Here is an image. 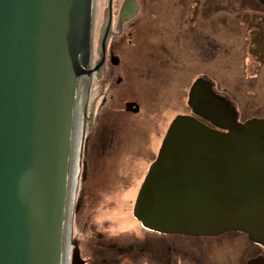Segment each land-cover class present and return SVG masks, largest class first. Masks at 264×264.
I'll list each match as a JSON object with an SVG mask.
<instances>
[{"label":"water","instance_id":"1","mask_svg":"<svg viewBox=\"0 0 264 264\" xmlns=\"http://www.w3.org/2000/svg\"><path fill=\"white\" fill-rule=\"evenodd\" d=\"M107 1L0 0V264H84L70 220ZM191 94L222 130L177 118L134 215L164 234L241 231L264 243V119L237 123L205 82Z\"/></svg>","mask_w":264,"mask_h":264},{"label":"rangeland","instance_id":"2","mask_svg":"<svg viewBox=\"0 0 264 264\" xmlns=\"http://www.w3.org/2000/svg\"><path fill=\"white\" fill-rule=\"evenodd\" d=\"M143 1L144 4L146 2L149 4V8L142 5ZM121 2L122 0H113V11L120 7ZM137 3L138 8L136 7L133 15L126 19L128 25L133 23L129 30L133 33L134 42L128 56L129 83L112 87L111 93L117 98L111 103L110 116H105L101 121L99 115L98 119L94 118L84 138L82 172L73 223L75 217L74 241L79 246L83 259L87 260L96 252L98 257H102L107 244H111L113 248H121L124 241H136L134 239L136 234L137 237L142 236V232L137 233L142 229L132 214L135 202H131L130 199L135 185L131 180L134 179V174L144 171L143 157L147 155L150 158L154 153L151 147L154 142L151 132L156 133L154 129L152 130L153 123H156L158 132L162 124L160 119L178 108L174 101L178 96L180 98L183 96V87L178 86V83L186 78L193 68L209 71L213 74V80L219 77L218 85H225L226 82L230 96L238 99L237 111L242 115L264 117V12H260L262 10L246 6L221 10L217 15L211 13L199 16V25H202L206 34L210 33V30L213 33L210 21L206 22L207 18L219 16V24L217 22L214 30L220 46L218 56L214 64L207 65L206 62L202 66L198 62L187 60L184 55L192 56L194 53L189 51L187 54L184 50H179L176 42L178 35L167 31L170 26L174 27L175 19L172 16L168 18L164 10L165 0H137ZM150 23L155 24L153 33L150 30ZM157 25L161 32L158 33L161 37L160 42H157L159 45L155 44L157 38L154 32ZM243 25L255 30L256 34L251 33L250 37L256 48L249 47L251 39L243 35L244 29L241 27ZM240 41H243L242 49L238 43ZM194 44L195 41L189 40L185 47L192 49ZM148 45L167 48L169 53L158 52ZM125 50L126 48L122 53H125ZM246 60L254 64L260 62V65L263 64L255 79L256 82L250 85L256 95L250 97L242 91L239 93L237 89H232L233 81L242 76V67ZM119 68L122 69L118 67L116 71L120 70ZM205 72L203 73L207 75ZM250 80L252 82L253 78ZM105 83L100 85L96 97L104 91ZM145 93L150 95L146 96ZM133 94H141L140 96L145 94L143 114H122L118 108L120 100L130 95L136 97ZM105 126L114 128L105 131L106 128L103 130ZM125 256L129 258L130 252ZM90 264H93L91 260Z\"/></svg>","mask_w":264,"mask_h":264},{"label":"flooded vegetation","instance_id":"3","mask_svg":"<svg viewBox=\"0 0 264 264\" xmlns=\"http://www.w3.org/2000/svg\"><path fill=\"white\" fill-rule=\"evenodd\" d=\"M110 1L111 0L107 1L105 12L103 11L99 32L97 31L98 28L95 27L94 40L95 45L98 46L99 49L98 51L95 50V53L91 55V60L98 64V69L97 71L90 72L91 78L88 94L89 101L91 102L89 130L93 124L94 118L98 119V115L100 116V121L105 118V116H110L109 114L112 110L111 103L117 98L111 93L112 87L129 83L130 69L128 67V56L131 51L129 49L134 42L133 33L129 30V27L133 23L128 25L126 19L133 15L136 7L138 8V3L137 0H122L120 7L116 11H113V0L112 3ZM233 4H235V6ZM142 5L149 8L147 2L144 4L143 1ZM246 6L264 12V0H165L164 10L167 12L168 18L172 16L175 19L173 21L174 27L172 28L170 26L167 31H172L178 35L176 42L179 50H184L187 54L189 51L194 53L192 56L184 55L187 60L198 62L202 66L206 64V62L207 65L214 64V60L216 56H218L220 49L219 41L215 38L214 33L217 22L219 24V16L213 19L210 17L207 18L206 22L210 21L213 30V33L210 30V33L207 34L203 31L202 25H199L198 17L211 13L217 15L221 10L244 8ZM129 10H131V13H129ZM153 25L155 24H149L152 33L154 31ZM241 27L244 29L243 35L245 36L247 35L250 37L251 33L256 34L255 30H251L247 26L243 25ZM154 33H156L157 38L155 44L159 45L157 42H160L161 37L158 36V33L161 32L158 25ZM250 39L251 44L249 47L256 48L257 46H253L251 37ZM189 40L195 41L192 49L185 47ZM238 43L241 45L240 48L242 49L243 41ZM148 46L154 48L158 52L163 51L169 53L167 48H162L161 46ZM124 48H126L125 53H122ZM247 55L249 56V54ZM250 62L246 60V62L243 63L242 76L238 77L237 81L234 80L232 85V89H237L239 93L242 91L248 97L256 95V92H254L250 84L256 82L255 79L257 78L258 72L262 69L261 65L259 66V64ZM118 67H122V69L119 68L120 70L116 71ZM196 69L198 68H193L186 78L179 81L178 86L180 85L183 87V96L181 98L178 96L174 101V104L178 108L171 114H167L168 116L166 115L163 119H160L162 120V124H160L161 128L158 132L156 123H153L152 130L154 129L156 133L153 134V132H151V137L154 138L151 147L154 153L150 158L149 156L147 157V155L143 157L142 165H144V171L137 172L136 175L134 174V179L131 180L132 184L135 185L131 194V202H136L138 193L149 170L156 161L163 146L167 132L171 124L177 118L192 117L208 125L212 129L222 130L217 125L206 120L200 112L193 109L191 93L193 87L199 81H206L208 83L212 100L213 98L219 101L221 99L234 110L237 123H243L253 118V116L247 117L242 115L240 111H235L238 107V99L230 96V90L226 89V82L225 85H218L219 77L213 80V74L209 71L206 70L205 72L202 69ZM154 77L156 76L154 75ZM252 78L253 80L251 82L250 79ZM245 81H249V83ZM105 82H108V84ZM150 82L153 83V81ZM104 83L106 84L104 91L96 97L100 85ZM145 94L146 96L150 95L148 93ZM145 94L143 95L144 98L140 96L141 94H133L136 97H131L132 95H130L121 100L119 99L120 104L118 108H120V112L125 115L143 114L146 101ZM200 97L203 100V94H201ZM180 102L182 103L179 104ZM129 104L133 105H130L128 108L127 105ZM105 128V131H108L109 128H114V126H105L103 130ZM156 140L158 141L155 143ZM136 170H138V168ZM132 214L134 219L138 220L134 215V209ZM138 223L142 230H138L137 233L139 234V232H142V236L137 237L136 234L134 237L136 241H124V246L121 248H113L111 244H107L105 248L106 251H101L103 252L102 257H98V252L95 251L96 253L93 254V257L90 259L93 264H264V243L252 240L250 236L241 231H231L208 236H187L160 233L146 228L139 220ZM75 244L77 245L74 241V245ZM127 252H130L129 258L125 256ZM90 260L84 258V264H90Z\"/></svg>","mask_w":264,"mask_h":264},{"label":"bare ground","instance_id":"4","mask_svg":"<svg viewBox=\"0 0 264 264\" xmlns=\"http://www.w3.org/2000/svg\"><path fill=\"white\" fill-rule=\"evenodd\" d=\"M260 63H259V66H260ZM262 65L263 64H261V66ZM247 75H248V73H247ZM245 82L249 83V81H245ZM205 83L208 85V83L206 81H205ZM250 85H254V84L251 83ZM89 103H90V101H89V99H87L84 138H85V135H86V133H87V131L89 129V124H90V116H89V114H90V106H89ZM235 111L237 112V110H235ZM233 112H234V110H233ZM234 114H235V112H234ZM250 119H254V118H250ZM250 119H248V120H250ZM258 119H264V117L263 118H258ZM235 121H236V114H235ZM83 148H84V139H78V169H77V191H76L75 205H76V200H77V195H78V188H79V182H80V177H81V172H82ZM74 211H75V207H74ZM73 214H74V212H73ZM73 214H72L70 223H73ZM73 250H74V243H73Z\"/></svg>","mask_w":264,"mask_h":264}]
</instances>
